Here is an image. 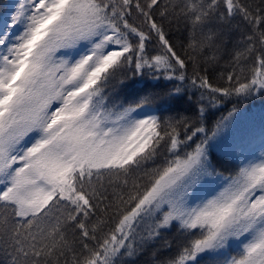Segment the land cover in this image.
Segmentation results:
<instances>
[{
	"label": "snow or ice",
	"instance_id": "1",
	"mask_svg": "<svg viewBox=\"0 0 264 264\" xmlns=\"http://www.w3.org/2000/svg\"><path fill=\"white\" fill-rule=\"evenodd\" d=\"M257 94L264 0H0V264H264V127H205Z\"/></svg>",
	"mask_w": 264,
	"mask_h": 264
},
{
	"label": "trees",
	"instance_id": "2",
	"mask_svg": "<svg viewBox=\"0 0 264 264\" xmlns=\"http://www.w3.org/2000/svg\"><path fill=\"white\" fill-rule=\"evenodd\" d=\"M137 23H139V21H137ZM165 27L167 30L168 26L166 25ZM238 35H240V33H234L232 39L235 40ZM169 39L175 44L178 40L184 39V33L175 31V28L173 27V31L170 33ZM229 47L231 48V43L229 44ZM228 59L229 57L225 55L224 58L218 62L215 68H209L208 75L214 84H218L222 87L228 86L225 80L218 79L221 72L225 73L226 76L227 72L231 70L229 67L225 66ZM244 75L247 76L250 75V73L246 71ZM160 86H164L163 81H161ZM167 87H171V85L169 84ZM129 91L130 90H122L120 93V98L124 99L125 96H129L130 99L131 97L129 95ZM193 99H195V97H193ZM233 106L239 110L238 115L233 117V122L236 124L237 133H250L253 138L252 147L255 148L257 152H259L260 132L261 128L264 127V96L257 94L253 97H249L247 100L236 96L223 98L222 103L217 105L215 108L209 109L205 120V127L209 130L212 129L215 125V122L222 117L227 116L228 112L233 108ZM163 107L166 109L163 114H168L169 112H185L186 110L191 113V111H193V109H190L189 105L182 100L173 101L170 105L165 103ZM188 134H190V132ZM184 135L185 132L183 129H181V139L184 138ZM203 135V133H198L197 136L189 142V145L194 147L195 143L198 142L199 139L203 137ZM191 147H189L187 150H191ZM210 152L213 153V163L216 165L217 171L227 176L235 170V167L238 163L237 160L230 156L223 155L215 148L210 149ZM166 235H168L169 238H172L175 235V230H173L172 233H168ZM150 251L151 249H149V252ZM175 251L176 249L174 246L171 253L165 254L174 255ZM149 252H145V254L136 258L134 260V264H151ZM124 264H129V261L125 260Z\"/></svg>",
	"mask_w": 264,
	"mask_h": 264
}]
</instances>
